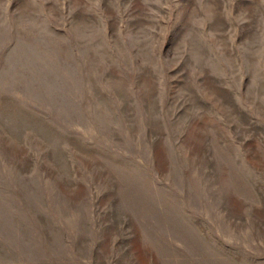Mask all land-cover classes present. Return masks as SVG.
Returning a JSON list of instances; mask_svg holds the SVG:
<instances>
[{
    "label": "rangeland",
    "instance_id": "374dc122",
    "mask_svg": "<svg viewBox=\"0 0 264 264\" xmlns=\"http://www.w3.org/2000/svg\"><path fill=\"white\" fill-rule=\"evenodd\" d=\"M0 264H264V0H0Z\"/></svg>",
    "mask_w": 264,
    "mask_h": 264
}]
</instances>
